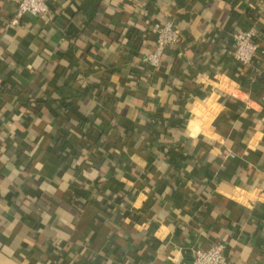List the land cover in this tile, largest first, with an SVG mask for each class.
<instances>
[{"label":"crops","instance_id":"1","mask_svg":"<svg viewBox=\"0 0 264 264\" xmlns=\"http://www.w3.org/2000/svg\"><path fill=\"white\" fill-rule=\"evenodd\" d=\"M82 1L48 0L10 29L17 0H0V264H191L216 243L228 264H264V0H101L88 27ZM166 21L178 42L139 69ZM247 29L255 91L231 76Z\"/></svg>","mask_w":264,"mask_h":264},{"label":"built area","instance_id":"2","mask_svg":"<svg viewBox=\"0 0 264 264\" xmlns=\"http://www.w3.org/2000/svg\"><path fill=\"white\" fill-rule=\"evenodd\" d=\"M48 14L47 0H17L16 8L9 20L10 25H17L21 17L28 15L32 18ZM155 36L154 50L143 57V62L149 67H156L167 47L175 45L179 40V33L174 29L171 21L152 26ZM257 32L254 29L239 31L232 35L230 58L238 64L250 65L258 54L256 43ZM191 264H228L225 247L216 243L206 249L192 248L190 250Z\"/></svg>","mask_w":264,"mask_h":264},{"label":"trees","instance_id":"3","mask_svg":"<svg viewBox=\"0 0 264 264\" xmlns=\"http://www.w3.org/2000/svg\"><path fill=\"white\" fill-rule=\"evenodd\" d=\"M100 2H101V0H83L82 3L79 5L77 13L82 17V22H83V24L85 26L88 27V26L93 25L95 23L96 14H97ZM48 5L49 4H48V0H47V7H49ZM25 18H32V17H30L28 15H25V16L20 18L19 23L17 25H10L9 24L8 27L10 29L17 28L18 25L21 23V21L23 19H25ZM156 24H162V23L159 22V23H156ZM174 29L177 30L176 27H174ZM178 33H179V31H178ZM78 34H79V31L77 29H75L71 33V36L76 37ZM118 34H119V32H118ZM125 39H126V41H125L126 46H127V48L129 50L138 51V50L143 49V37H142L141 33L138 30H136V29H127L124 40ZM154 47H155V43L152 44V45H146V47L144 48L145 50L144 49L141 50V56H140L141 65L139 66V69H143V68L156 69V68H158L160 66L163 56L161 57V59L159 61V64L156 67H149L147 64H145L143 62V57L145 55L151 53L154 50ZM235 66H236L235 72L236 71L237 72L235 73L236 75H234V76L231 75L233 77V79L240 84L241 88L250 89V90L255 91L256 90V85H254V83H252V84L250 83V79H249V75L250 74L245 72V71H243V70H245L244 67H246V65H241V64L236 63ZM239 71H242L243 75H241L242 73H240ZM237 74H238V76H237ZM62 92L58 96L59 98L62 96ZM68 99L69 98H67L64 95V97L62 99H60V101H59L60 102V106L63 109V110L61 109V111H63L64 114L69 111V108H68L69 107V101H68ZM107 111H109V112L112 111L111 106L107 107ZM85 120H86V118L82 114H80L78 112L77 113V121H78V123H81V124L85 123L86 122ZM92 120H94V121L98 120L100 122V124H103L106 127L105 130H103V128H101L100 126L97 127L96 131H97L98 135H102L105 132H108L107 129L109 128V125H110V117L105 111L102 110V111L98 112L96 117L93 118ZM158 122H161V121H158ZM90 123L93 124V121H90ZM61 130L63 131L61 133H62L63 140L65 139V141L63 142L65 144L61 145V139L58 142H56L55 147H56L58 152H62L63 150H66L64 147H65V145L67 144V141H68V139H66V138H68L67 136H69V137L70 136L71 137H76L77 136L78 137L79 135L82 134V132L79 131L78 129H76V127H72L70 130H67V131L62 129V128H61ZM129 136H130V134H129ZM153 138H156V135H154ZM86 143H89L88 149L94 148V146H96V143L93 142L92 140H89V141L87 140ZM182 151H183V149L180 148V147L175 149V155L170 157L171 162L169 161L170 165L172 167H177L178 168V166H180L181 163H179L177 160L182 161V159H181V158H183L182 157ZM101 157L105 161H110V159H113L116 156L114 154H112V156H110L108 158V156H106L105 154H102ZM69 197H71V196H69ZM72 198H73V196H72Z\"/></svg>","mask_w":264,"mask_h":264}]
</instances>
